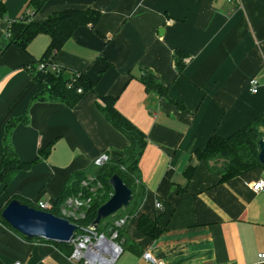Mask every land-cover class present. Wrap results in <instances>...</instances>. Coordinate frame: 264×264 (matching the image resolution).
<instances>
[{
  "label": "crops",
  "instance_id": "crops-1",
  "mask_svg": "<svg viewBox=\"0 0 264 264\" xmlns=\"http://www.w3.org/2000/svg\"><path fill=\"white\" fill-rule=\"evenodd\" d=\"M29 1L0 0V39L8 20L24 13L41 22L63 9L100 11L93 26L78 27L49 60L85 72L95 85L72 108L36 101L44 84L28 69L48 35L36 36L27 52L12 44L0 53V154L7 124L23 118L11 129L10 143L21 160L39 159L0 185V207L15 195L51 208L72 171L127 144L95 106L98 96L111 94L147 138L139 160L146 195L111 264H152L145 251L162 264H255L264 253V189L254 192L247 184L264 178V168L221 181L194 150L264 112V0H46L37 12ZM175 51L185 54L181 72ZM143 70L167 86V97L145 89ZM251 78L258 81L256 92L249 90ZM189 165L195 166L190 179L184 175ZM141 214L163 229L158 237L137 229ZM25 236L0 221V264H77L54 242Z\"/></svg>",
  "mask_w": 264,
  "mask_h": 264
},
{
  "label": "trees",
  "instance_id": "trees-1",
  "mask_svg": "<svg viewBox=\"0 0 264 264\" xmlns=\"http://www.w3.org/2000/svg\"><path fill=\"white\" fill-rule=\"evenodd\" d=\"M45 1L30 0L29 5L34 12H37ZM100 15L99 10L87 7L84 9L69 8L55 11L41 22L31 20L30 16H25V13L20 18L8 20L6 34L0 39V53L4 52L12 44L27 52L28 44L36 36L45 34L49 37V42L42 56L39 60L32 62L28 69L35 81L44 84L43 90L34 98L36 101L62 102L67 107L72 108L87 93L94 91L95 81L89 78L85 72L51 66L49 60L53 58L57 51L62 49L78 27L93 26L100 18ZM3 17V6L0 4V18ZM175 56L176 69L181 72L184 66L181 58L185 54L175 51ZM40 63L44 64L41 69L38 68ZM140 78L147 91H153L158 96L167 97V86L158 83L150 71L143 70ZM173 103L183 108L182 103L178 101H173ZM95 106L104 119L124 136L127 144L114 155L107 153V160L102 164H96L94 160L96 168L92 171V174L97 181H100L101 186L98 187L95 185L96 183L91 182H89L88 186L82 185V181L87 178L89 173L86 169L91 166L90 164L74 170L65 179L53 206L42 210L61 216L59 214L60 206L68 197L90 198L89 206L84 209L83 218L75 221L81 228L87 227L95 218L97 208L107 201L112 194V187L108 180L112 175L117 174L131 190L132 198L125 208L118 210L120 212L117 211V214L110 215L113 216L112 221L108 220V222L101 224L104 221V219H101L96 228L99 231L96 232L98 234L108 232L111 235L116 231L115 241L123 247L128 242L126 236L127 221L138 214V208L146 195V189L140 178L139 160L146 146L147 138L144 132L116 108V97L114 95L98 96ZM21 120L26 122V119L22 118ZM21 120L19 118L10 120L6 127L3 150L0 154V185L3 186H7L18 172L30 169L39 160L38 158L31 161L21 160L10 143L9 135L11 129ZM263 125L264 112L229 136L222 137L218 134H212L203 149L194 150V155L198 161H203L206 164L207 169L211 173L220 175L221 181L256 167L264 168L258 161V142L263 137L261 130ZM46 150L47 147L45 150H40L38 152L39 155L44 157L47 154ZM194 170L195 166L189 165L184 171V175L190 179ZM91 187H95V189L91 190ZM13 198L40 209L37 202L33 200L28 201L15 195L11 196L9 200ZM9 200L0 207V221L2 222L5 221L1 217V212ZM120 219H124L123 224L120 226L115 225V221ZM136 227L142 234L151 239L158 237L163 232V229L158 226L155 220L143 214L138 216ZM14 230L17 231L16 229ZM25 237L44 241L42 237L28 235ZM54 244L67 255H70L73 250V244L70 242H54Z\"/></svg>",
  "mask_w": 264,
  "mask_h": 264
},
{
  "label": "water",
  "instance_id": "water-1",
  "mask_svg": "<svg viewBox=\"0 0 264 264\" xmlns=\"http://www.w3.org/2000/svg\"><path fill=\"white\" fill-rule=\"evenodd\" d=\"M258 149V161L264 167V138L259 140ZM108 181L112 187V194L107 201L97 208L95 218L89 225L94 230H96L101 219L125 208L132 198L131 190L117 174L112 175ZM1 217L22 234L42 237L54 242H70L75 232L78 229L82 230L78 224L62 216L37 209L16 198L9 200L1 212ZM119 248L121 250L120 245ZM116 255L117 253L113 255L112 261Z\"/></svg>",
  "mask_w": 264,
  "mask_h": 264
},
{
  "label": "built area",
  "instance_id": "built-area-1",
  "mask_svg": "<svg viewBox=\"0 0 264 264\" xmlns=\"http://www.w3.org/2000/svg\"><path fill=\"white\" fill-rule=\"evenodd\" d=\"M232 2L233 0H226ZM44 64H38V68H43ZM258 89V81L255 78L249 80V90L251 92H256ZM107 160V155L103 154L95 159L96 164L104 163ZM248 187L254 192H258L264 189V178L253 180L248 182ZM78 199H82L79 201ZM85 200V201H84ZM90 198H81L76 196V198H67L61 205V211L67 217H73L74 219L80 218L81 213L89 205ZM37 205L40 209L48 208L47 204L43 201H38ZM156 206L159 207L160 204L157 202ZM84 216V213H83ZM124 219L117 220L115 225L120 226L123 224ZM75 223V222H73ZM76 224V223H75ZM81 233L75 232L74 236L70 240L73 244V250L69 255L70 259L77 262V264H102L104 259H112L114 254L120 252L119 244L114 240L116 238V231H114L108 238L104 234H98L96 230L92 229L90 226L84 227ZM113 248H116L113 250ZM111 254V255H110ZM143 258L152 264H162L160 261L156 260L150 252L145 251L143 253ZM264 260V253L258 254V261L255 264H261ZM110 263V262H109ZM12 264H26L24 262H13Z\"/></svg>",
  "mask_w": 264,
  "mask_h": 264
},
{
  "label": "rangeland",
  "instance_id": "rangeland-1",
  "mask_svg": "<svg viewBox=\"0 0 264 264\" xmlns=\"http://www.w3.org/2000/svg\"><path fill=\"white\" fill-rule=\"evenodd\" d=\"M261 130H262V133H263V137L262 138H264V125L262 126V128H261ZM89 164L91 165L90 167H88L86 170L89 172L88 173V175H87V178L85 179V180H83L82 181V185H84V186H88L89 185V182H91V183H96L95 185H97L98 187L99 186H101L102 184L100 183V181H97L95 178H94V176H93V174H92V171L96 168V165H95V163H94V161H91V162H89ZM89 164H87L86 166H88ZM102 164V163H101ZM85 166V167H86ZM101 184V185H100ZM95 189V187H91V190H94ZM90 190V191H91ZM69 198V197H68ZM70 198H72V199H74V198H76V197H70ZM79 201H82V199L80 200V199H78ZM85 201V200H84ZM90 202V201H89ZM64 203V202H63ZM62 203V204H63ZM90 203H88V205H89ZM61 207V206H60ZM118 212H120V211H118ZM84 213V212H83ZM83 213H81L82 215L80 216V218H77V219H74L73 217H67V216H65V214L61 211V209H60V212H59V214L62 216V217H64V218H66V219H68L69 221H78L79 219H81V218H83ZM116 214H117V211L115 212ZM107 218H109V219H107ZM105 220H107V221H105ZM108 220L109 221H112L113 220V216H109V217H106V218H104V221H102V223L101 224H104L105 222H108ZM116 222V221H115ZM77 224V223H76ZM96 231H99V230H96ZM100 231H102V230H100ZM77 233H81L82 231L80 230V229H78L77 231H76ZM105 234L106 235H108L107 237H110V235H109V233L108 232H105ZM115 241V240H114ZM117 243V242H116Z\"/></svg>",
  "mask_w": 264,
  "mask_h": 264
},
{
  "label": "bare ground",
  "instance_id": "bare-ground-1",
  "mask_svg": "<svg viewBox=\"0 0 264 264\" xmlns=\"http://www.w3.org/2000/svg\"><path fill=\"white\" fill-rule=\"evenodd\" d=\"M114 249H116V248H113V250ZM111 255V254H110ZM113 259V258H112ZM112 259L110 258V259H104L103 261H102V264H109V262H111L112 261Z\"/></svg>",
  "mask_w": 264,
  "mask_h": 264
}]
</instances>
